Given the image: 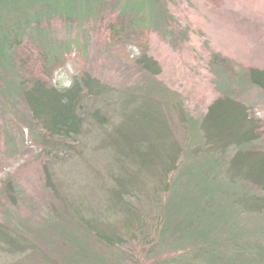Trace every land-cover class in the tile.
<instances>
[{"label":"trees","instance_id":"obj_1","mask_svg":"<svg viewBox=\"0 0 264 264\" xmlns=\"http://www.w3.org/2000/svg\"><path fill=\"white\" fill-rule=\"evenodd\" d=\"M168 1L0 0V129L6 152L16 151L26 134L47 153L67 149L85 126L94 138L112 133L104 145L99 142L110 150L107 209L119 224L110 233L100 232L93 220L78 215L79 206L61 199L46 215L53 216L54 225L48 226L57 241L48 230L42 239L49 250L61 251L62 264H144L150 258L147 264H261L264 258V232L236 226L233 231L230 218L218 219L211 210L212 203L222 204L221 196L231 198L230 205L240 207L241 213L264 211L260 124L238 99L251 86L264 92V68L234 70L233 61L212 53L209 63L220 96L198 118L185 112L177 99L169 105L163 98L169 90L149 78L120 90L86 72L67 87L48 79L71 49L79 46L89 54L88 42L82 47L70 33L73 28L86 27L88 33L91 25L106 35L109 46L147 31L171 37ZM55 24L66 31L60 38ZM136 64L142 74L153 71L144 54ZM157 106L179 112L182 130H189L182 142L166 126L165 113L153 116ZM10 122L21 127L18 141L3 129ZM187 156L193 170L183 173ZM10 188L8 183L4 191L14 203ZM21 228L12 221L0 222L2 252L8 253L3 246L8 232L23 237ZM134 246L140 247V260L133 256ZM28 250L44 252L36 244L17 252L20 256ZM65 252L72 257L67 259Z\"/></svg>","mask_w":264,"mask_h":264},{"label":"rangeland","instance_id":"obj_2","mask_svg":"<svg viewBox=\"0 0 264 264\" xmlns=\"http://www.w3.org/2000/svg\"><path fill=\"white\" fill-rule=\"evenodd\" d=\"M166 7L171 14L167 25L171 37L167 34L165 37L163 31H147L136 39L109 46L106 35L90 28L91 25L87 27L88 33L84 31L86 27L71 29V35H77L82 47L88 42L89 54L85 55L79 46L71 49L53 67L48 79L59 87H67L86 72L102 84L120 90L149 78L155 85L169 90L163 97L169 105L177 99L185 112L198 118L220 96L209 63L212 53H220L233 61L234 70L264 68V0H171ZM55 25L53 28L60 38L66 31L60 24ZM142 54L153 66V71L143 72L147 77L136 64ZM238 99L260 124L257 143L264 148V92L251 86ZM162 113L166 114V126L172 135L178 143L182 142L189 130H182L179 112L157 106L152 114L158 118ZM19 128L10 122L3 129L15 134L18 141ZM2 132L0 129V222L17 223L22 227L23 237L8 232L9 239L3 244L8 253L0 250V264H62L61 251L49 250L42 239L48 230L51 238L57 241L48 226V223L54 225L53 216L48 219L46 215L61 205V199L79 206L78 215L93 220L100 232L110 233V227L119 224L118 217L109 214L107 209V190L111 186L107 184L106 167L110 162V150L100 145L108 142L112 133L94 138L93 130L85 126L83 133L67 149L62 152L48 150L47 153L41 144L31 141L26 134L19 148L7 153L2 144ZM191 170V158L187 156L181 171L188 173ZM8 183L14 203L9 202L4 191ZM219 199L224 201L219 205L212 203L211 210L218 219L230 218L234 224L231 230L234 231L236 226L245 232H264V211L241 213L240 207L230 205L231 198L219 196ZM59 227L60 224H55L56 229ZM30 244H36L44 252L28 250L19 256L18 248ZM133 248L135 257L140 247ZM170 254L174 255V252ZM65 255H68L67 259L72 257L67 252ZM227 255H232L233 259L238 257L232 252ZM257 260L261 261V258ZM260 263L264 264V258Z\"/></svg>","mask_w":264,"mask_h":264}]
</instances>
